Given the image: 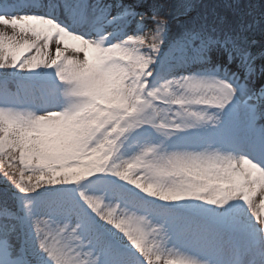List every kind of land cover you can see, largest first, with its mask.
Returning <instances> with one entry per match:
<instances>
[{
	"label": "snow or ice",
	"instance_id": "obj_1",
	"mask_svg": "<svg viewBox=\"0 0 264 264\" xmlns=\"http://www.w3.org/2000/svg\"><path fill=\"white\" fill-rule=\"evenodd\" d=\"M34 6L0 0V24L35 37L0 34V175L13 189H0V264H208L184 245L226 230L241 205L264 234L253 199L264 208V89L248 86L255 58L240 26L168 42L158 20L145 51L139 4L19 14Z\"/></svg>",
	"mask_w": 264,
	"mask_h": 264
},
{
	"label": "rangeland",
	"instance_id": "obj_2",
	"mask_svg": "<svg viewBox=\"0 0 264 264\" xmlns=\"http://www.w3.org/2000/svg\"><path fill=\"white\" fill-rule=\"evenodd\" d=\"M148 1L149 0H125L126 3L139 4L140 6L138 7V9L142 10L145 14L144 20L146 22L147 30L149 31L146 35L148 37V40L145 44V51H147V43L151 42V37L155 34L158 21L157 19L153 18V10L160 9L158 3H156L155 1ZM59 2H61V0H58V3ZM108 2H112V0H108ZM139 10L138 12H140ZM0 34L4 35L6 41L11 38L12 42L16 44H23L26 38V34L20 32L19 28L13 29L11 26H5L3 24H0ZM67 52L69 54V57L76 55L81 59L83 58V53L79 55L70 54L69 50H67ZM35 53L36 50L34 52L31 51L29 53H26V55H34ZM50 54L54 56L55 51L50 50ZM257 72L258 70L255 69V73ZM250 89L254 91L264 89V79L258 82V87H251ZM260 199L261 197L259 196L256 200V211L260 213V216H262V214H264V208H261L260 206ZM183 203L199 204L202 202L189 200ZM117 211H120V209H117ZM229 230H233L235 233H239V236L230 234L228 232ZM244 233L248 234L249 238L245 239V237H243ZM228 236L232 237V241H230V238ZM242 238H244L245 240L243 241ZM227 245L233 246L232 249L235 252L239 250L246 253L249 263L251 262L256 264H264V234L257 230L255 221L252 219L251 214L247 211V209L242 208V206L239 210L238 219L235 223L228 226L226 230H220L210 225L208 229L201 235L199 241L196 244L184 246L191 247L192 251L197 256L208 261V264H226L225 257L229 255V250L226 248ZM171 258L176 259L177 257Z\"/></svg>",
	"mask_w": 264,
	"mask_h": 264
},
{
	"label": "trees",
	"instance_id": "obj_3",
	"mask_svg": "<svg viewBox=\"0 0 264 264\" xmlns=\"http://www.w3.org/2000/svg\"><path fill=\"white\" fill-rule=\"evenodd\" d=\"M162 7L158 16L167 21L172 30L180 20L182 28L201 24L215 25L225 22L240 26L249 51L260 55L264 68V0H156ZM257 1L258 6L252 7ZM181 28V29H182ZM177 29V28H176ZM0 183H4L3 180ZM11 187L10 184L5 183Z\"/></svg>",
	"mask_w": 264,
	"mask_h": 264
},
{
	"label": "bare ground",
	"instance_id": "obj_4",
	"mask_svg": "<svg viewBox=\"0 0 264 264\" xmlns=\"http://www.w3.org/2000/svg\"><path fill=\"white\" fill-rule=\"evenodd\" d=\"M20 15H24V14H30V15H38L35 11H29L27 8H24L20 13H19ZM57 18L58 19H64V15H63V13H62V11L60 12V14L57 16ZM35 39V37H33L32 35H31V33H28V34H26V38H25V40H30V41H32V40H34ZM24 40V41H25ZM29 41V42H30ZM39 43L40 44H43V41H39ZM61 47H63L62 45H61ZM55 48H56V42H55V39L53 40V42H52V44L50 45V50H52V51H55ZM69 53L70 54H75L74 52H73V50L72 49H69ZM79 55H81V53H78ZM243 151L244 152H246L247 151V146L246 145H243Z\"/></svg>",
	"mask_w": 264,
	"mask_h": 264
},
{
	"label": "clouds",
	"instance_id": "obj_5",
	"mask_svg": "<svg viewBox=\"0 0 264 264\" xmlns=\"http://www.w3.org/2000/svg\"><path fill=\"white\" fill-rule=\"evenodd\" d=\"M106 57L110 58V62L115 65L120 64L123 60L121 52L116 46H111L108 50H106Z\"/></svg>",
	"mask_w": 264,
	"mask_h": 264
}]
</instances>
